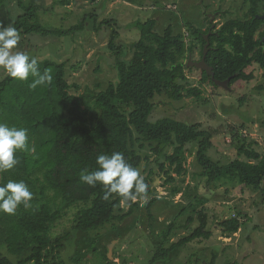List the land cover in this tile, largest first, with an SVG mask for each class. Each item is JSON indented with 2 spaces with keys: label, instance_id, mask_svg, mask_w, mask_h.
<instances>
[{
  "label": "trees",
  "instance_id": "1",
  "mask_svg": "<svg viewBox=\"0 0 264 264\" xmlns=\"http://www.w3.org/2000/svg\"><path fill=\"white\" fill-rule=\"evenodd\" d=\"M124 1L138 7L148 4L143 0ZM241 1L247 7L243 17L227 18L219 28L212 30L206 55L214 78L229 79V88L225 90L234 92L237 84L238 88H243L256 78L254 68L264 70V18L257 17L261 14L260 8L264 11V0ZM41 10L35 0H0V26H12L21 36L14 52H23L25 35L71 39L79 33L84 35L88 20L96 16L87 13L68 28L50 29L39 21ZM12 13H17L14 22H11ZM96 19H90L95 32L101 31L103 23L112 21ZM155 24L152 18L137 22L140 37L127 46L117 45L120 34L111 29L107 47L113 55L115 81L104 83L94 78L92 85L80 82L78 75L73 74L80 61L58 62L49 58L36 59L41 73L50 71L51 84L32 88L34 77L31 75L24 81L7 74L0 79V123L28 130L27 150L17 151V165L0 173V186L9 180L23 181L33 193L29 208L21 205L14 215L0 212V264H61L59 252L66 237L71 234L88 237L87 232L107 225L116 227L136 211L137 201L130 202L127 211H123L118 196L113 194L105 201L101 185L90 187L80 180L83 170H96V157L100 154L121 152L128 163L139 170L145 164L140 172L149 185V198L145 203L149 222L156 221L152 210L158 201L159 191L155 186L158 178L162 180L161 186H170L172 196L181 194L186 203L178 213L179 216L189 213L185 224L177 225L172 220L161 230L148 264L171 262L175 251L216 236L208 228V214L203 208L205 198L197 192L199 179L214 187L236 182L242 192L249 190L264 195V152L255 149L256 141L239 137L236 157L221 162L209 156L213 146L212 131L199 123H187L170 116L152 119L156 96H165L171 101L186 97L202 99L201 88L188 80L187 72L195 67H187V59L197 45L201 47V59L206 43L204 35L210 30V24L203 30L187 23L191 38L188 44L183 33L174 34L172 25L157 34L153 31ZM198 70L200 85L220 88L210 75ZM254 90L264 93V83ZM245 95L237 100L239 106L246 102ZM260 127L264 131V118L260 120ZM231 133L233 139L238 137L237 129H231ZM192 155L199 171L190 175L191 181L183 188L177 182L188 174L186 162ZM152 158L153 166H150ZM74 208L78 210L72 222L73 232L65 230L54 236L52 231L57 223ZM238 215L239 218L233 215L216 224L218 237L231 238L241 231L250 217L241 211ZM182 229H187V233L167 246ZM2 249L13 259L3 255ZM91 252L88 248V253ZM103 256L106 264H115ZM80 257L83 262L84 254ZM217 259L213 253L209 264H216ZM191 260L187 262L190 264ZM226 264L241 263L235 259Z\"/></svg>",
  "mask_w": 264,
  "mask_h": 264
},
{
  "label": "rangeland",
  "instance_id": "2",
  "mask_svg": "<svg viewBox=\"0 0 264 264\" xmlns=\"http://www.w3.org/2000/svg\"><path fill=\"white\" fill-rule=\"evenodd\" d=\"M35 1L42 7L38 14L39 21L50 29L68 28L77 24L87 13L96 15L90 19L96 17L98 22L104 19L112 20L103 23L101 31L95 32L91 28L94 23L89 19L86 33H79L73 39L68 36L57 38L36 34L22 37L23 52L38 60L49 58L58 62L80 61L78 70L73 74L78 75L80 82L89 85H92L94 78L104 83L116 80V71L112 67L113 55L107 47L111 29L120 34L116 40L117 45L127 46L140 37L136 23L152 18L156 22L153 29L155 33L162 34L168 25H172L174 34L183 33L185 41L191 44L187 23L205 30L212 18L214 29H217L227 18H242L247 9L241 0H143L148 3L144 7L128 4L124 0H68L67 3H61L65 0ZM259 12L263 14L264 11L260 8ZM16 16L17 13L11 14V22H14ZM200 49V45L195 47L191 55L193 61L200 60ZM97 69L100 71L97 72ZM254 69L256 78L243 88H238L237 84V90L234 92L221 87L215 89L208 84L200 85V71L194 68L187 72L188 80L191 85L201 88L202 99L186 97L181 101H171L165 96H156L152 119L170 116L187 123H199L202 128L212 131L213 146L209 150V156L214 160L224 162L235 158V145L239 137L256 141L255 149L263 153L264 131L260 127V120L264 118V93L254 89L264 83V70ZM5 74L0 68V79ZM244 94L246 102L239 106L237 100ZM231 129H237L238 137L233 139ZM168 152L171 153L172 149H168ZM151 161L150 166H153V158ZM144 165L143 163L140 167L142 172ZM186 168L188 174L177 182L183 188L191 181L190 175L199 171L194 155L188 156ZM155 182L159 191L158 201L152 210L156 221L149 222L145 209L146 200L139 199L136 211L116 224V227L107 225L98 229L99 231L87 232L88 237L79 234L66 237L59 252L61 264H106L103 255L115 264H148L161 230L172 220H175L177 225L185 224L189 214L186 212L178 215L181 206L186 205L181 199V194L172 196L170 186H161L160 178ZM197 182V192L206 201L203 208L208 214V228L212 229L216 236L175 251L171 262L163 260L155 264H189L187 261L190 259V264H209L213 253L218 256L216 264H226L235 259L241 264H264V195L249 190L242 192L236 182L219 187L206 185L204 179ZM121 208L127 211L128 206L121 205ZM77 210L74 208L67 211L53 229L54 236L65 230L73 232L72 222ZM239 211L250 217L245 220L241 231L231 238L218 237L219 229H216V224L233 215L239 218ZM185 233L187 229L178 230L167 246ZM88 248L91 253H88ZM2 253L13 259L3 249ZM80 254L85 256L83 262ZM189 256L192 257L189 259ZM196 259H199V262Z\"/></svg>",
  "mask_w": 264,
  "mask_h": 264
},
{
  "label": "clouds",
  "instance_id": "3",
  "mask_svg": "<svg viewBox=\"0 0 264 264\" xmlns=\"http://www.w3.org/2000/svg\"><path fill=\"white\" fill-rule=\"evenodd\" d=\"M21 36L12 26H0V68L11 78L21 81L34 77L30 87L51 84L52 75L49 70L39 71L38 61L35 57L22 51H13L19 43ZM28 130L23 127L9 126L0 123V173L13 169L18 160L17 151L27 150ZM97 168L88 172L83 170L80 180L95 187H103L102 199L109 201L113 194L120 198V204L127 207L130 202L139 198L147 200L149 185L139 169L133 167L121 152L111 155L100 154L96 157ZM33 193L23 181L9 180L0 186V212L14 215L19 206H31Z\"/></svg>",
  "mask_w": 264,
  "mask_h": 264
},
{
  "label": "water",
  "instance_id": "4",
  "mask_svg": "<svg viewBox=\"0 0 264 264\" xmlns=\"http://www.w3.org/2000/svg\"><path fill=\"white\" fill-rule=\"evenodd\" d=\"M258 18H264V13L263 14H260V15H257ZM214 28V24L212 23V18L210 19V30L207 34L204 35V39L206 41L205 45L203 46V55L201 57L200 60L198 61H193L191 59V57L189 56L188 60H187V67H195L196 69H200V70H203L206 72L207 75H210L212 80L214 81V83L220 87H223L224 89H228V83H229V79H226L224 81H220V80H216L214 78V73L212 71V67L209 66L206 62V55H207V52L209 50V45H210V42H209V35L212 33V30ZM156 184V182H155Z\"/></svg>",
  "mask_w": 264,
  "mask_h": 264
},
{
  "label": "flooded vegetation",
  "instance_id": "5",
  "mask_svg": "<svg viewBox=\"0 0 264 264\" xmlns=\"http://www.w3.org/2000/svg\"><path fill=\"white\" fill-rule=\"evenodd\" d=\"M214 29V28H213Z\"/></svg>",
  "mask_w": 264,
  "mask_h": 264
}]
</instances>
